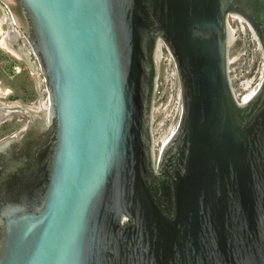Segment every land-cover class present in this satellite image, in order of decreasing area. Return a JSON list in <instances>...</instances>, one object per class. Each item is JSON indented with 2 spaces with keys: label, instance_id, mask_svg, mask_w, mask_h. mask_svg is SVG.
Masks as SVG:
<instances>
[{
  "label": "water",
  "instance_id": "obj_1",
  "mask_svg": "<svg viewBox=\"0 0 264 264\" xmlns=\"http://www.w3.org/2000/svg\"><path fill=\"white\" fill-rule=\"evenodd\" d=\"M3 1L45 88L0 142V264H264V72L239 98L229 57L237 16L264 59V0Z\"/></svg>",
  "mask_w": 264,
  "mask_h": 264
},
{
  "label": "rangeland",
  "instance_id": "obj_2",
  "mask_svg": "<svg viewBox=\"0 0 264 264\" xmlns=\"http://www.w3.org/2000/svg\"><path fill=\"white\" fill-rule=\"evenodd\" d=\"M229 24L235 37L229 51L230 77L237 96L242 98L253 88L247 83L248 80L256 77L253 83L255 86L261 78L264 70L263 53L245 21L237 16H230ZM4 28L10 30L14 41L16 38L19 41L21 36L12 31L13 27L10 29L6 23ZM28 63L32 64L29 60ZM28 63L26 58L20 59L0 46V142L23 128L29 117L25 108L38 105L41 92L45 88L44 82L39 86L33 76L37 75V71H31ZM155 106L153 129L159 149L164 138L172 134L178 125L182 109L176 65L165 46L161 48ZM15 110L24 112L18 113Z\"/></svg>",
  "mask_w": 264,
  "mask_h": 264
},
{
  "label": "bare ground",
  "instance_id": "obj_3",
  "mask_svg": "<svg viewBox=\"0 0 264 264\" xmlns=\"http://www.w3.org/2000/svg\"><path fill=\"white\" fill-rule=\"evenodd\" d=\"M2 0H0V46L3 47L4 49H6L7 51L11 52L12 54H14L15 56H17L18 58L20 59H24L26 54L27 53V46L22 42L21 38L20 40L18 41V39L16 38L15 41L13 40V37H11L10 35V30H6L4 28V24H8L9 25V28L11 26H13L14 30L17 31V35H20V32L16 29V26L15 23V19L13 17V15L10 13V11L7 9V5H6V2H4ZM233 33L234 31L232 30V28L230 27V38H231V42H232V39H233ZM235 38V37H234ZM21 43V44H20ZM26 53V54H25ZM160 55H161V51H160ZM160 55H159V58H160ZM28 61V60H27ZM233 62V61H232ZM31 64V63H30ZM33 71L35 72L36 71V68L34 67L33 68ZM264 72V71H263ZM263 72L261 73V78L263 76ZM256 77L252 78V79H249L248 80V84L250 86H252L253 88L251 90H249L242 98L244 100H247L248 98H250L252 96V94H254L257 90V87L261 81V78L258 82V84H256L254 86V80H255ZM250 88V87H249ZM246 90V89H245ZM10 91V90H8ZM2 92V91H1ZM0 92V93H1ZM243 95V94H242ZM240 96V95H239ZM21 106V105H20ZM156 107V106H155ZM28 108H34V107H28ZM24 109V108H23ZM7 112V111H6ZM15 112H18V113H23L21 110H15ZM2 113V112H1ZM10 117V116H9ZM175 130V129H174ZM174 132V131H173ZM171 133V132H170ZM171 135V134H170ZM170 135H168L166 138H164L163 142L161 143V145L159 146V149H161L162 145L167 141V139L170 137ZM166 136V135H165Z\"/></svg>",
  "mask_w": 264,
  "mask_h": 264
},
{
  "label": "flooded vegetation",
  "instance_id": "obj_4",
  "mask_svg": "<svg viewBox=\"0 0 264 264\" xmlns=\"http://www.w3.org/2000/svg\"><path fill=\"white\" fill-rule=\"evenodd\" d=\"M14 26H15V25H14ZM12 27H13V26H11V27H10V29H11ZM12 31H14V32H15V34H18V33H17V31H16V30H14V28L12 29ZM14 32H13V33H14ZM21 38H22V37H21ZM17 39H18V38H17ZM19 40H20V39H19ZM29 106H32V105H29ZM34 106H37V105H34ZM22 108H23V106H22Z\"/></svg>",
  "mask_w": 264,
  "mask_h": 264
}]
</instances>
